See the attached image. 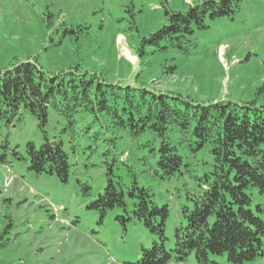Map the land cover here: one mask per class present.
Here are the masks:
<instances>
[{
    "label": "rangeland",
    "instance_id": "rangeland-1",
    "mask_svg": "<svg viewBox=\"0 0 264 264\" xmlns=\"http://www.w3.org/2000/svg\"><path fill=\"white\" fill-rule=\"evenodd\" d=\"M165 1L0 0V69L29 60L49 74L77 67L111 83L145 85L196 101L264 106V0H243L233 17L206 20L207 26L191 36L189 51L186 44L159 51L145 40L166 24V6L184 11L201 0ZM46 135L62 142L68 153L67 182L29 167L27 143L41 145ZM154 144L158 142L149 135L133 138L107 118L94 121L89 113L70 124L53 106L45 132L24 108L13 124L2 122L0 241L7 244L0 248V264L137 262L143 247H151L157 236L133 217V201L128 199L132 219L125 225L119 219L126 215L122 208L104 217L89 208L107 186L110 164L124 185L130 186L136 176L159 205H169L167 247H173L180 203L196 182L189 173L162 178L150 150ZM180 152L190 161L206 155L188 147ZM252 199L254 207L263 208L264 219V196L254 189ZM212 259L231 264L226 254ZM168 264L198 263L191 254ZM249 264H264V256Z\"/></svg>",
    "mask_w": 264,
    "mask_h": 264
},
{
    "label": "trees",
    "instance_id": "trees-1",
    "mask_svg": "<svg viewBox=\"0 0 264 264\" xmlns=\"http://www.w3.org/2000/svg\"><path fill=\"white\" fill-rule=\"evenodd\" d=\"M242 2L201 0L184 11L166 6V24L145 41L159 51L184 49L185 44L189 51L195 29L205 28L206 20L233 17ZM50 106L70 124L89 113L94 121L107 118L114 128L133 138L149 135L152 142H158L150 150L162 178L186 173L195 178L196 186L187 190L185 202L180 203L181 222L175 228L174 245L168 248L169 205H159L151 189L140 185L136 176L130 186L124 185L109 165L107 186L89 208L98 210L101 217L122 208L126 215L119 219L125 225L132 219L128 199L133 201V217L157 236L151 247H143L134 264L182 262L191 254L198 264H219L212 256L223 254L231 264H249L264 256L263 208L254 207L252 199L254 189L264 196V106L196 101L145 85L111 83L77 67L49 74L29 60L0 69V128L2 122L13 124L24 108L37 117L45 132ZM182 147L206 155L186 160ZM26 153L32 171L68 181L70 162L62 142L46 135L41 145L28 142ZM6 244L0 241V248Z\"/></svg>",
    "mask_w": 264,
    "mask_h": 264
}]
</instances>
